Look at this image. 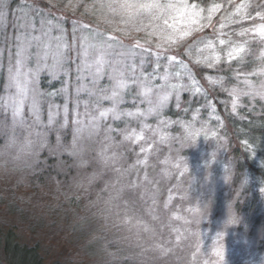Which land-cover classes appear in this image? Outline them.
Segmentation results:
<instances>
[{
	"label": "rangeland",
	"instance_id": "1",
	"mask_svg": "<svg viewBox=\"0 0 264 264\" xmlns=\"http://www.w3.org/2000/svg\"><path fill=\"white\" fill-rule=\"evenodd\" d=\"M200 1L0 0V236L45 264H264V182L232 150L257 153L208 91L244 46L227 117L264 101L231 36L253 10Z\"/></svg>",
	"mask_w": 264,
	"mask_h": 264
},
{
	"label": "trees",
	"instance_id": "2",
	"mask_svg": "<svg viewBox=\"0 0 264 264\" xmlns=\"http://www.w3.org/2000/svg\"><path fill=\"white\" fill-rule=\"evenodd\" d=\"M205 1L206 0H201L200 2L203 3ZM210 1L211 4H213L215 0ZM243 1L245 0H240L241 3ZM249 1L251 2L250 9L253 10L250 14L253 18L233 29L231 36L242 41L251 42L250 37L253 35L255 27L260 23H264V0ZM89 2L91 3V1ZM39 3L45 5L41 1H39ZM91 4L94 7L97 6L96 3ZM248 46L250 47L249 50H252L251 56H253V58H248L247 61H244V63L240 65L241 68L239 66V69L240 71L243 69L241 72L250 75L253 82L257 83L261 80V76L263 75L262 71L264 70V56H260L261 49H264L263 39H260L259 36H255L251 46L250 43ZM234 60L235 59H233L231 63H228L232 66ZM221 66V63L217 66L215 62L210 72L214 69L217 70V68L221 69ZM231 66L228 67V69H226L225 65L222 66L221 70L223 71L221 74L224 80L223 84L216 91L209 88L208 91L210 92L211 99L217 106L218 111L232 126L230 129V133H232L231 142L228 140V144L231 143L229 151L232 149L231 145L234 146L236 143L245 142V144L249 143L253 145L255 152L257 153V158L253 157L254 160H252V158H250L252 157V153L246 151L242 154L238 150L235 152L232 150V154L237 159L238 170L235 172L236 181L239 184L240 181L249 174L253 179H258V181L264 182V101L260 99L256 102L257 104H254L249 108H247V105H245L244 108L239 105L236 110L237 113H235L230 119L227 117V113L232 114L230 102L234 98L229 93L233 86L240 87L243 85L238 69L235 70ZM218 96L221 100H218ZM254 164H259V166L255 167ZM251 204L246 210L250 211ZM40 255V251L36 246L21 244L15 231L11 230L4 236H0V264H45L44 259Z\"/></svg>",
	"mask_w": 264,
	"mask_h": 264
},
{
	"label": "snow or ice",
	"instance_id": "3",
	"mask_svg": "<svg viewBox=\"0 0 264 264\" xmlns=\"http://www.w3.org/2000/svg\"><path fill=\"white\" fill-rule=\"evenodd\" d=\"M253 35L259 36L260 39H264V34H261V32L259 30H253ZM221 43L223 44V41H221ZM245 51H246L245 47L244 46H241L240 48H238V49L235 50V53L234 54L233 53H229L228 58H227V61L229 63H231V61L233 59H236L237 57H239ZM216 62L219 63V57H217ZM197 92H199V89H197ZM117 95H118V93H116V92H113L112 93V96L113 97H115ZM164 99L166 100L167 97H164ZM235 106L236 105H235V102H234V104H233L234 110H235ZM101 115H106V114L105 113H101ZM128 115H132V113H128ZM117 119H119V117H117ZM212 135H215V133H212ZM139 139H143V136L142 135L138 136L137 137V140H139Z\"/></svg>",
	"mask_w": 264,
	"mask_h": 264
}]
</instances>
